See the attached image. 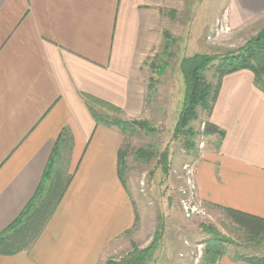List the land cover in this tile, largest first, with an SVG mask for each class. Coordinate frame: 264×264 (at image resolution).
Segmentation results:
<instances>
[{"label": "crops", "instance_id": "1", "mask_svg": "<svg viewBox=\"0 0 264 264\" xmlns=\"http://www.w3.org/2000/svg\"><path fill=\"white\" fill-rule=\"evenodd\" d=\"M188 1L202 2L0 0V232L36 193L60 136L54 169L72 174L34 243L0 256V264H100L134 226L136 211L118 177L125 136L96 123L84 95L124 116L141 112L148 56L164 47L165 34L177 42L198 34L190 32L195 16L189 30L180 28ZM218 15L231 28L263 29L264 0H225L210 16ZM206 120L223 135L196 161V197L264 219V93L250 70L221 78ZM216 264L250 263L225 254Z\"/></svg>", "mask_w": 264, "mask_h": 264}, {"label": "rangeland", "instance_id": "2", "mask_svg": "<svg viewBox=\"0 0 264 264\" xmlns=\"http://www.w3.org/2000/svg\"><path fill=\"white\" fill-rule=\"evenodd\" d=\"M224 5L225 0H202L201 6L187 2L180 28L182 31L189 30L187 25L195 16L190 32L197 30L198 34L189 38L182 35L179 38L182 42H177L169 34L168 40L172 43L169 42L168 54L162 55L163 48L159 45L148 56L140 75L145 98L140 114L128 117L110 109L95 107L97 112L107 113L109 118L129 122L145 120L157 130L151 134L134 127L125 133L121 146L127 153L123 181L136 211L137 221L128 233L110 244L107 256L100 264L126 256L132 250V243L140 249L146 247L155 232L159 231V226L162 237L146 264H200L206 242L215 238H219L225 253L230 257L264 254V243H256L248 237L224 209L201 202L196 197L193 185L196 161L214 150L218 138L216 135L211 137L202 134L205 112L198 109L197 119L190 123L196 132L194 149L186 150L180 139L171 137L174 105L176 102L178 105V98L184 89L182 76L177 70L180 59L195 53L219 56L239 50L261 29L253 26L231 28L220 14L211 19L212 10L221 11ZM192 8L194 14L191 13ZM161 60L168 65L163 74L156 77L153 68ZM151 77L157 79L155 90L148 89ZM206 78L216 83L212 70L206 71ZM148 145L154 156L148 161L137 160L134 157L135 150ZM166 147L169 170L164 174L158 160Z\"/></svg>", "mask_w": 264, "mask_h": 264}, {"label": "trees", "instance_id": "3", "mask_svg": "<svg viewBox=\"0 0 264 264\" xmlns=\"http://www.w3.org/2000/svg\"><path fill=\"white\" fill-rule=\"evenodd\" d=\"M168 38L169 35L165 34L166 41L161 53L162 55L168 54V47L172 43ZM167 65V62L161 60L160 64L154 66L153 70L156 77H160L163 74ZM178 69L182 76L184 91L171 137L173 139H180L182 146L190 151L194 149V136L196 135L190 123L197 119L198 109H201L205 112L206 116H209L217 96L221 78L224 75L241 69L250 70L254 75V83L264 93V29L258 31L239 50L219 56H211L204 53L184 56L179 61ZM208 70L213 71V78L216 79L215 84L207 80L206 71ZM156 82L157 79L150 78L148 89L155 90ZM84 99L96 123L115 126L123 132L124 136L128 129H133L134 127H138L145 133L154 134L157 132L145 120H133L129 122L120 118H109L107 113L101 114L97 112L95 106L110 109L119 114H121V109L89 95H84ZM202 134L204 136L216 135L220 140L223 132L213 123L206 120L203 122ZM61 140L63 139L60 136L36 193L20 214L0 232V256L12 255L29 249L42 232L64 195L71 181L72 174L66 173L59 166L54 169V163H58L59 161L58 144ZM126 154L120 148L118 152V177L123 186V174L126 170ZM152 156H154V153L150 145L145 148H138L134 152V157L137 160L148 161ZM158 163L161 166V171L167 174L169 170L167 147L160 153ZM223 209L235 223L244 229L248 237L256 243H264V219L233 209ZM135 221H137V215ZM158 230L146 247L140 249L132 243V250L126 256L119 260L109 259L105 264H146L151 259L162 237L161 226L158 227ZM225 254V249L220 243L219 238L207 241L200 264H216L218 259ZM236 259L250 264H264V254L250 257L242 256Z\"/></svg>", "mask_w": 264, "mask_h": 264}]
</instances>
